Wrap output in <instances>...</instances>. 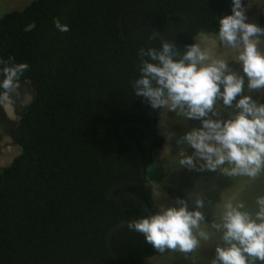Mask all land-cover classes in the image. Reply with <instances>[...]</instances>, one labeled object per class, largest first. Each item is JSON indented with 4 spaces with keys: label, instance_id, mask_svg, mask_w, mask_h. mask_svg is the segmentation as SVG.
<instances>
[{
    "label": "trees",
    "instance_id": "1",
    "mask_svg": "<svg viewBox=\"0 0 264 264\" xmlns=\"http://www.w3.org/2000/svg\"><path fill=\"white\" fill-rule=\"evenodd\" d=\"M141 1L32 0L0 18V58L11 55L29 65L20 83L33 93L14 123L0 106V124H8L21 150L0 167V264H114L106 245L109 229L147 217L132 197H106L111 186L140 180L137 154L119 131L127 123L149 125L151 106L134 95L130 81L139 78L138 50L159 49L162 41L149 30L124 41L119 16ZM231 14V0H161L127 12L122 24L126 35L155 27L183 51L199 34L215 36L219 18ZM56 18L70 30L58 31ZM258 26L264 28V1ZM161 111L156 109V126ZM124 132L141 154L146 182L112 194L141 195L153 215L157 209L146 185L161 176L157 153L165 141H146L138 128ZM165 191L190 210L181 191ZM111 246L119 264H144L169 252H156L127 226L113 234Z\"/></svg>",
    "mask_w": 264,
    "mask_h": 264
},
{
    "label": "clouds",
    "instance_id": "2",
    "mask_svg": "<svg viewBox=\"0 0 264 264\" xmlns=\"http://www.w3.org/2000/svg\"><path fill=\"white\" fill-rule=\"evenodd\" d=\"M245 12L242 0H231L232 14L218 21L214 44L234 52L230 59L227 53L213 52L199 43L180 51L176 43L162 41L159 49L138 50L139 78L130 84L134 95L143 97L151 108L200 122V127L176 141L185 145L178 152L180 167L255 180L264 174V103L252 96L264 91V51L260 48L264 28L246 23ZM53 23L61 33L70 30L59 18ZM230 61L239 65V71L229 67ZM28 69L29 65L15 63L11 55L0 58V106L15 105L21 95V77ZM225 109L230 110L228 118L222 119ZM186 148L193 150L191 155ZM153 193L154 198L161 197L158 186ZM175 203L179 206L158 205L155 214L133 220L127 228L141 234L160 254L195 253L202 242L217 237L208 264H264V195L254 198L253 210L243 201L224 202L218 220L211 223H205L200 210L204 201L199 197L193 210L185 200Z\"/></svg>",
    "mask_w": 264,
    "mask_h": 264
},
{
    "label": "rangeland",
    "instance_id": "3",
    "mask_svg": "<svg viewBox=\"0 0 264 264\" xmlns=\"http://www.w3.org/2000/svg\"><path fill=\"white\" fill-rule=\"evenodd\" d=\"M32 0H0V18L7 12L12 10H20ZM264 0H248L243 6L246 8L245 15L246 23H253L258 26V12ZM261 39V37H260ZM215 36L207 34H199L195 38V43H199L202 48L211 49L213 52L227 53L226 58L234 56V52L224 48H217L214 44ZM264 51L263 42L260 45ZM229 67L239 71V65L234 62H229ZM222 90V89H221ZM20 97L16 99L14 106H1L3 114L9 122H16L18 115L31 102L33 93L30 86L25 83L21 84ZM261 93L252 94L253 99L260 102ZM240 97H237V100ZM222 103V102H219ZM235 103V101H234ZM227 111L221 113L222 119H227ZM200 127V122L196 120H184L183 117L177 116L173 112H167L162 109L159 115L157 126V136L164 139L163 148L157 153V160L161 168V176L159 180L149 181L147 187L150 189L153 205L158 209V205L165 206L178 205L167 195L166 188L175 189L185 194L190 204V210H193L194 201L197 197L204 201V207L200 209L205 215V223H211L212 220H218L219 212L222 210V205L228 200L243 201L249 210L255 208L254 198L258 195H264V174L255 180H250L247 177H228L219 171H198L180 167L178 152L181 148H185L183 144H177L185 133L193 128ZM8 124H0V167L8 166L11 161L20 154V148L13 143L8 134ZM192 149L186 148V154L191 155ZM191 185V187H189ZM158 186V191L161 197L154 198L153 188ZM190 188L189 191L186 188ZM206 227V226H202ZM208 231H212L207 228ZM218 243V238L214 237L210 242H202L200 249L195 253L182 254L169 251L166 255L155 256L144 264H208V261L214 256V247ZM257 264L261 262L257 261Z\"/></svg>",
    "mask_w": 264,
    "mask_h": 264
},
{
    "label": "water",
    "instance_id": "4",
    "mask_svg": "<svg viewBox=\"0 0 264 264\" xmlns=\"http://www.w3.org/2000/svg\"><path fill=\"white\" fill-rule=\"evenodd\" d=\"M157 1H161V0H143L139 3H136L134 5H130L128 7H126L122 13L119 16V29H120V34L123 38L124 41L129 40L130 38H132L137 32L141 31V30H149L154 32L155 34H157L159 36V38L161 39V41H166L165 37L162 35V33H160L155 27L149 26V25H143V26H139L135 29H133L129 34H125L124 33V28H123V17L127 12H130L132 10L138 9L141 6H144L145 4L148 3H152V2H157ZM155 116H156V109L151 108L150 110V121H149V125L145 126L141 123H137V122H132V123H127L124 124L120 127V137L135 151V153L137 154L138 157V161L140 164V180L138 181H121L113 186H111L107 192H106V197L108 199L111 200H116V199H120L123 197H132L135 200H137L145 209L147 216H151L152 212L150 211V208L148 206V204L146 203V201L144 200V198L135 193V192H123V193H119V194H112L114 191H116L117 189H119L122 186L125 185H137V186H142L145 184L146 182V173H145V167H144V163L141 157V154L136 146V144L134 142H132L125 134L124 129L125 128H138L142 131H144L145 133V140L146 141H153L155 139V137L157 136V126H156V121H155ZM133 221V220H131ZM131 221H121L119 223H117L116 225H114L112 228L109 229L107 236H106V245L113 257L114 260V264H119V260L118 257L116 255V253L114 252V250L112 249L111 246V238L113 236V234L118 231L119 229L127 226V224Z\"/></svg>",
    "mask_w": 264,
    "mask_h": 264
},
{
    "label": "crops",
    "instance_id": "5",
    "mask_svg": "<svg viewBox=\"0 0 264 264\" xmlns=\"http://www.w3.org/2000/svg\"><path fill=\"white\" fill-rule=\"evenodd\" d=\"M157 126H158V124H157ZM164 144H165V143H164ZM162 148H163V147H162ZM189 187H191V185H190ZM189 187L186 188V189H188V190L190 191L191 189H190ZM182 193H183V192H182ZM183 194H184V193H183ZM184 195H185V194H184Z\"/></svg>",
    "mask_w": 264,
    "mask_h": 264
}]
</instances>
